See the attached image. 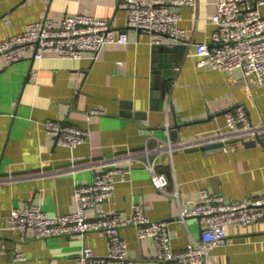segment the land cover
<instances>
[{"label": "crops", "instance_id": "obj_1", "mask_svg": "<svg viewBox=\"0 0 264 264\" xmlns=\"http://www.w3.org/2000/svg\"><path fill=\"white\" fill-rule=\"evenodd\" d=\"M221 1L172 8L181 13L186 41L192 42L188 45L167 35L161 44H152L149 34L128 26L120 0H0V42L28 24L50 18L59 25L76 14L109 20L129 40L105 46L96 58L48 54L37 60L31 54L9 67L1 65L0 264H77L85 246L106 255L108 239L96 231L84 239L36 238L32 229H10L8 218L12 210L32 203L49 216L76 211L75 187L91 183L117 159L129 171L127 177L92 216L104 211L126 220L140 203L151 219L170 223L175 250L201 239L204 220L181 217L182 208L196 206L200 190L227 202L264 193V144L234 139L228 142L234 150L178 147L227 130L226 112L239 104L255 124L264 125V83L256 75L197 66L195 45L211 43L212 16ZM260 12L264 16V5ZM50 120L86 130L85 142L75 148L60 145L46 130ZM146 148L151 152L140 160L156 162V172L169 179L165 191L153 185L144 163L123 158ZM121 235L137 264H173L157 260L154 241L139 240L135 226L122 227ZM17 253L25 259L15 262ZM206 264H264V219L228 227L227 242L212 250Z\"/></svg>", "mask_w": 264, "mask_h": 264}, {"label": "built area", "instance_id": "obj_2", "mask_svg": "<svg viewBox=\"0 0 264 264\" xmlns=\"http://www.w3.org/2000/svg\"><path fill=\"white\" fill-rule=\"evenodd\" d=\"M198 0H120L119 7L126 11L129 27L151 36L152 44H161L162 36L176 41H186V31L181 26L182 16L173 7H196ZM264 0H222L212 16L214 31L211 43L195 45L198 67H212L222 70L241 69L245 75L254 74L264 83V16L260 7ZM128 35L115 28L109 20L88 14L66 16L59 25L50 18L28 24L22 33L0 42V69L9 67L32 54L42 60L48 54L57 58L80 59L86 53L96 58L105 46L127 44ZM33 49V52L31 50ZM93 110L92 113H98ZM227 130L198 136L178 147L190 148L223 143L224 150L230 140L248 141L264 135V125L255 124L244 105L239 104L226 112ZM46 130L65 147L75 148L85 142L88 132L58 121H46ZM172 147V146H171ZM229 147V148H228ZM151 150L128 151V161H140L152 174L153 185L165 191L168 177L156 172V162H143L141 154ZM154 152V150H152ZM118 160V159H117ZM106 164L96 173L89 184L75 187L77 209L62 216H49L39 205L29 204L24 210H12L8 227L12 230L32 229L36 238L69 235L84 239L88 232L96 231L108 239L106 255H96L85 246L77 264H137L129 254V244L121 235V228L135 226L139 240L151 238L155 243L156 257L160 262L173 264H206L211 252L227 242L228 227L251 225L264 219V193L249 201L227 202L220 194L200 190L199 200L192 209H181V217L199 216L204 220L200 240L188 244L184 250L172 246L170 223L151 219L142 204H134L130 218L122 220L116 214L100 211L92 216L91 211L99 204L109 201L117 183L125 180L129 171L120 168L118 161ZM17 253L15 262L23 261Z\"/></svg>", "mask_w": 264, "mask_h": 264}, {"label": "water", "instance_id": "obj_3", "mask_svg": "<svg viewBox=\"0 0 264 264\" xmlns=\"http://www.w3.org/2000/svg\"><path fill=\"white\" fill-rule=\"evenodd\" d=\"M30 77V76H29ZM29 77H27V79H29ZM177 128V126H176ZM177 133L176 129L173 131V136L175 137V134ZM244 143L246 145H256L257 143H261V144H264V136H257L255 139H252V140H248V141H244ZM223 146L224 144L223 143H214V144H208V145H203L201 147H191L189 148V150H199V149H202V150H212V149H223ZM81 161H78V162H70L68 165L71 166V165H76L78 163H80ZM66 164H64L63 166H65ZM63 166H60V167H63ZM58 167V168H60ZM13 175H16V173H13Z\"/></svg>", "mask_w": 264, "mask_h": 264}]
</instances>
